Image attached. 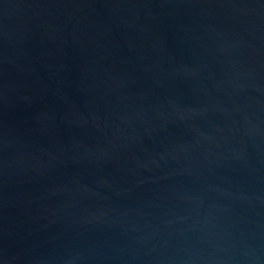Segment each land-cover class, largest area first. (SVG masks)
Segmentation results:
<instances>
[{"label":"water","instance_id":"1","mask_svg":"<svg viewBox=\"0 0 264 264\" xmlns=\"http://www.w3.org/2000/svg\"><path fill=\"white\" fill-rule=\"evenodd\" d=\"M0 264H264V0H0Z\"/></svg>","mask_w":264,"mask_h":264}]
</instances>
